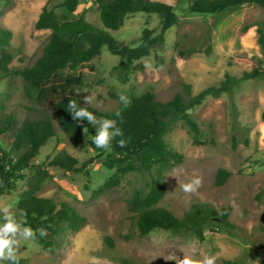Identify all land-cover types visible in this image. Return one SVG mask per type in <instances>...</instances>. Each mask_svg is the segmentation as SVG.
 Masks as SVG:
<instances>
[{"label": "rangeland", "instance_id": "obj_1", "mask_svg": "<svg viewBox=\"0 0 264 264\" xmlns=\"http://www.w3.org/2000/svg\"><path fill=\"white\" fill-rule=\"evenodd\" d=\"M157 1L171 5L177 17L164 31L163 42L132 61L126 80L114 69L119 56L103 47L98 56L77 68L76 73L82 74L81 88L88 94L97 92V99L104 100L102 110L94 107L97 111L114 112L121 105L119 92L130 98L150 89L156 99L166 101L182 83L190 84L196 94L219 85L225 74L238 78L229 92L207 97L189 111L199 126L198 143L193 144L182 121L164 136L166 144L183 158L163 172L165 193L157 203L177 217L194 203H208L216 209L230 206L229 218L238 230L231 235L208 225L203 240L189 231L159 228L139 235L128 200L135 191L147 189L149 172L128 171L114 182L115 168H107L105 156H96L88 143L92 135L87 132L70 140L59 129L52 110L25 94L23 80L16 73L40 56L48 39L49 29L34 27L44 5L53 8L59 19L82 17L130 47L138 45L145 28L153 30V35L160 32L156 14H128L118 29L111 30L101 24L95 0H79L72 12L60 6L61 0H0V27L11 31L7 49L12 55L11 73L0 75V116L13 113L18 121L51 117L56 135L40 148L36 165H46L62 152L75 157L78 167L90 160L78 171L47 167L49 177L36 195L67 203L86 221L76 231L63 226L51 237V250H44L35 240L22 242L19 255L26 264H174L157 256L175 252L182 256L178 248L187 246L215 254L216 264L226 259L264 264V77L241 79L244 71L264 64L256 30L264 20V9L253 3L220 13H196L189 10V0ZM68 72L60 70L54 82ZM218 168L231 172L221 185L214 183ZM193 173L203 177V185L197 195H188L171 175L185 179ZM26 189L25 180L16 181L10 192L0 195V204L14 212ZM160 239L164 242L157 243Z\"/></svg>", "mask_w": 264, "mask_h": 264}, {"label": "trees", "instance_id": "obj_2", "mask_svg": "<svg viewBox=\"0 0 264 264\" xmlns=\"http://www.w3.org/2000/svg\"><path fill=\"white\" fill-rule=\"evenodd\" d=\"M8 1V0H5ZM189 10L196 13H220L240 4H257L264 9V0H189ZM79 0H61L60 6L67 12L76 9ZM99 20L104 28L116 30L128 14L145 12L156 14L160 21V32L153 35V30L142 31L138 45L130 47L120 44L105 30L92 26L82 17L59 19L53 8L42 7L34 27L37 30L49 29L50 33L42 48L40 56L29 66L16 70L23 80L25 94L39 103L48 106L57 125L66 136L75 141L83 134V127L95 135V127L88 122H77L66 110L68 100L75 99L84 106L83 96L88 94L82 86V74L76 73L78 67L98 56L103 47L120 58L114 67L122 80H126L127 71L133 60L149 54L150 48L163 42V33L176 22V14L171 5L157 0H95ZM258 43L264 48V20L257 27ZM11 31L0 27V75L11 73L9 64L12 55L7 49ZM68 69L59 82H54L56 74ZM264 64L244 71L241 79L263 78ZM238 78L225 74L217 86H209L192 94L191 85L182 83L181 89L166 101L156 99L148 89L129 98L125 107L117 110L122 113V121L114 112H99L89 106L96 116L114 119L123 130V137L117 136L111 142V150L97 149L89 140L96 156H105L104 165L115 168L112 176L114 182L128 171H147L149 181L145 191H135L128 200V209L136 215L139 235L148 234L153 229L171 231H189L199 240L204 239L205 227L212 225L228 234L235 235L238 227L230 221V206L220 209L208 203H194L181 217L175 216L168 209L157 206L165 193L163 172L173 164L180 162L182 154L169 147L164 136L178 122L182 121L191 134L192 142L198 143V123L189 111L200 105L207 97H218L231 90ZM75 89L80 90L77 95ZM264 118V113H263ZM56 130L51 117L16 119L15 114L0 116V195L10 192L18 180H25L27 189L16 203L14 213L18 219H24L34 230L43 229L47 236L37 233L35 241L44 249H52V236L58 234L65 226L71 231L78 230L86 221L73 207L65 202H55L51 198L36 195L41 183L49 177L47 167H59L66 171H78L85 167L77 166V159L66 152L54 155L46 165H36L40 148L51 138ZM127 140L125 147L118 141ZM235 144L233 143V146ZM231 172L218 168L214 175L216 185L223 184ZM23 212V217L19 213ZM0 264H10L0 261ZM19 264H26L24 258ZM222 264H240L236 260H223Z\"/></svg>", "mask_w": 264, "mask_h": 264}, {"label": "clouds", "instance_id": "obj_3", "mask_svg": "<svg viewBox=\"0 0 264 264\" xmlns=\"http://www.w3.org/2000/svg\"><path fill=\"white\" fill-rule=\"evenodd\" d=\"M77 95L80 94L79 89H75ZM118 99L121 105L127 106L130 103L128 96L123 93H118ZM84 106L71 97L68 100L66 110L70 113L73 120L77 122L87 121L95 127V135L92 137V142L97 149L111 150V142L117 137H123V130L117 126V122L110 118H100L89 110V106L95 107L97 110L104 108V100L97 99V92L86 94L83 96ZM114 115L121 119L122 113L117 110ZM88 128L83 127V133L87 135ZM127 140L120 139L118 145L125 147ZM177 179L178 187L183 193L188 195H197L203 185V177L193 173L190 177L181 179L178 175H171ZM25 214L19 213L20 217ZM37 233L40 237H44L47 233L43 229H33L27 224L24 219H18L17 215L12 211V208L5 204H0V261H8L10 264H19L22 258L19 255V249L22 242L35 240ZM157 243H163L160 239ZM182 252V256L176 252L169 255H160L165 261H173L174 264H216L218 257L204 250H198L195 247L187 246L178 248ZM156 257V258H157Z\"/></svg>", "mask_w": 264, "mask_h": 264}]
</instances>
